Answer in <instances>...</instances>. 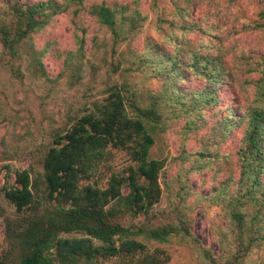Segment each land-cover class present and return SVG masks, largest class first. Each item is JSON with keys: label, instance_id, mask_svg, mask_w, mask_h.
Instances as JSON below:
<instances>
[{"label": "trees", "instance_id": "16d2710c", "mask_svg": "<svg viewBox=\"0 0 264 264\" xmlns=\"http://www.w3.org/2000/svg\"><path fill=\"white\" fill-rule=\"evenodd\" d=\"M258 1L264 6V0ZM83 3L0 0V67L20 75L15 63L20 64L26 55L34 72L43 73L44 52L36 48L35 38L61 15H70L73 23L84 14L93 18L110 33L112 54L119 44L134 38L144 20L126 4L86 7ZM260 17L244 29L264 38V10ZM217 52L194 53L185 66L205 81L192 111L214 106L223 86L237 85L244 100L236 111H227L221 124L222 134L243 129L235 152L237 167L229 169L227 178L216 183L206 198L219 207L224 220L218 239L224 249L221 257L201 246L185 214L175 210L191 194L185 182H177L169 195L177 202L176 213L155 212L163 196L164 161L152 159L150 152L160 122V101L153 99L146 105L128 83L113 81L106 84L105 97L85 106L51 135V146L38 161L22 169L2 167L0 193L13 208V216L2 219L5 247L0 264H97L110 259L121 264H167L166 253L151 250L149 244L171 238L191 244L206 264H247L253 249H264V51L253 58L243 57V71L228 68L223 53ZM122 62L118 58L109 63L111 74L120 73L123 78L121 73L133 72L132 66L122 69ZM171 62L175 73L182 74L177 59ZM113 150L124 151L132 165L126 175L111 173L101 185ZM198 157L200 166L192 170L201 171L212 162L203 160L207 158L204 153Z\"/></svg>", "mask_w": 264, "mask_h": 264}, {"label": "rangeland", "instance_id": "374dc122", "mask_svg": "<svg viewBox=\"0 0 264 264\" xmlns=\"http://www.w3.org/2000/svg\"><path fill=\"white\" fill-rule=\"evenodd\" d=\"M100 3L126 4L144 18L139 32L131 41L119 44L115 54L111 51L110 33L93 18L84 14L73 23L71 16L65 14L35 38L36 48L44 52L41 59L44 74L34 72L26 55L20 64L15 63L20 75L0 67V187L4 184V165L15 170L38 161L51 146L55 131L67 126L69 119L85 106L105 97L106 84L124 81L146 105L153 99L160 101V122L150 152L152 159L164 161L160 175L163 196L155 212L166 210L167 214H174L175 210H181L194 238L214 257H221L224 249L218 239L224 220L219 207L206 198L216 183L227 178L229 169L235 171L237 167L235 152L243 129L222 134L221 124L227 111H236L244 100L237 85L223 86L217 91L214 106H200L201 111H192L194 98L200 95L205 81L185 64L194 53L217 55L220 50L228 68L240 69L243 57L253 58L263 52V36L244 29L260 21L263 3L258 0H84L83 4L88 7ZM81 40L83 48L77 55ZM118 58L123 59L122 69L133 68L132 73H121L123 78L120 73L111 74L109 69V63ZM139 58L142 61L138 62ZM65 59L69 60L67 64ZM172 59H177L176 67L182 74L172 69ZM241 75L237 76L243 79ZM112 153L101 185L111 173L126 175L132 165L124 151ZM200 153L207 157L203 159L205 162H212L201 171L192 170L199 164ZM179 181L185 182L191 194L183 206L174 210L177 202L169 195L175 192ZM0 208L1 252L5 247L2 219L13 216V208L2 193ZM149 248L164 251L169 258L167 264H206L195 247L178 238L166 243L151 242ZM97 264L121 263L110 259ZM247 264H264V249H253Z\"/></svg>", "mask_w": 264, "mask_h": 264}]
</instances>
